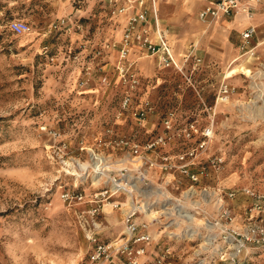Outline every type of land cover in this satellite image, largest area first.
<instances>
[{
  "label": "rangeland",
  "instance_id": "374dc122",
  "mask_svg": "<svg viewBox=\"0 0 264 264\" xmlns=\"http://www.w3.org/2000/svg\"><path fill=\"white\" fill-rule=\"evenodd\" d=\"M131 1L0 0V264H84L93 246L92 233L100 242L121 233L124 209L134 206L131 196H102L98 192L107 188V182L98 183L96 174L69 173L72 169L66 166L73 160L87 165L85 149L99 150L94 137L107 127L125 137L135 133L143 144L163 132L162 119L173 113L174 138L150 152L153 159L193 149L199 165L215 161L200 185L223 196L237 214L251 202L242 189L264 191V67L251 69L257 74L248 79L238 73L244 66L243 73L249 75V68L241 59L234 62L231 69L237 71L229 83L235 90L226 103L216 101V84L229 69L207 65L204 50L191 41L186 49L197 54L189 52L187 61L177 59L179 68H162L144 49L134 48L129 61L135 83L129 75L122 78L116 67L117 44L127 18L138 8ZM167 7L168 12L174 9ZM144 8L148 21L150 0L144 1ZM159 16L170 44L173 24L164 20L160 9ZM16 19L26 21L29 31L14 34L9 23ZM239 36L240 32L233 40L237 56ZM124 91L131 93L132 101L129 111L120 114ZM145 103L153 113L137 125L132 113ZM53 131L59 135L52 137ZM100 150L110 152L111 161L126 153ZM142 172L150 189L161 188L165 176H174V186L165 190L170 194L169 208L156 209L160 205L148 215L155 217L149 226L153 236L149 260L168 247L171 264L190 263L201 239L190 236L191 229L203 234L207 221L223 223L215 199L195 210L181 195L187 183L184 176L156 169ZM64 189L82 191L83 198L64 202L60 197ZM230 190L236 191L233 198L227 196ZM113 200L121 202L120 208H112ZM177 203L184 216H193L192 223L181 219ZM259 254L255 259L264 264V252Z\"/></svg>",
  "mask_w": 264,
  "mask_h": 264
},
{
  "label": "built area",
  "instance_id": "2783aa9c",
  "mask_svg": "<svg viewBox=\"0 0 264 264\" xmlns=\"http://www.w3.org/2000/svg\"><path fill=\"white\" fill-rule=\"evenodd\" d=\"M127 1L132 2L131 0ZM135 1L138 8L131 12L127 18L122 37L117 44L119 59L116 66L120 76L124 78L129 75L133 78V83H135V75L130 70L133 63L129 61V56L134 48L144 49L148 56H153L162 68H179L178 60L167 39L157 29L151 36L147 11L144 8L145 0ZM153 1L150 0V6L155 19L157 10L153 7ZM123 10L124 8L120 11ZM238 13L251 15L248 5L242 0H217L215 3L200 9L198 17L202 20L211 21ZM61 22H64V20L61 19ZM255 28L254 25H249L240 32L238 56L234 60L236 62L241 59L245 66L249 68L251 71L249 75L243 72L238 73L248 79H250L251 74H257L256 71L251 70L257 66L252 64L257 58V43L253 42ZM9 29L14 34H21L29 31L30 27L26 21L16 19L9 23ZM229 79L230 77H226L224 74L219 84L216 96V101L219 103L229 101L235 90V87L229 83ZM251 100L249 99L250 102H252ZM131 101V93L124 91L120 114L129 111ZM152 113L153 108L145 103L144 107L132 114L138 121L137 125H140L141 121ZM173 116V113H169L167 117H164L162 119L163 132L143 144L138 139L136 140L135 133L125 137L123 134L115 133L113 127H107L94 137L99 150L97 147L85 149L88 154L86 166H81L79 160L70 161L71 165H66L72 169L69 173L74 172L77 175L85 174L86 176L96 174L94 177L99 179L98 183L100 181L107 182V188L101 189L98 194L106 195L108 198L119 196L121 193H128L131 200L136 203V207H126L124 209V228L117 237L100 242L97 241L95 234L90 235L93 246L84 264H171L169 259L172 253L168 247L164 252L149 260L148 252L152 249L151 244L153 241L149 226L155 217H149L148 215L151 213V209L159 211L156 209L169 208L167 207L169 204L166 203L170 201V194L165 190L170 185L174 186L172 182L174 176L170 179L165 176L161 188L154 187V189H150L148 186L150 180L142 172L146 173L150 169H156L162 173H168V175H173L172 173L175 171L184 176L187 183L185 188L181 190V195L195 210L200 209L199 206L202 203H209L215 199L218 219L222 220L223 223L220 221L203 222L206 224L204 225L205 231L203 234L198 233L194 228L191 229L189 235L201 239L196 242L197 249L194 260L188 264H261L255 258L260 255L259 253L264 252V191L260 192L251 188L242 189L241 193L249 197L251 202L249 205L244 206L242 210L240 209V214H237L228 203L224 202L223 196L218 197L214 191L210 190L211 188L208 185H200V181L209 175V169L215 167V161H209L207 167L199 165L198 161H194L195 152L193 149L177 155H162L160 161H156L149 154L164 148L174 138ZM190 128L196 131L192 123ZM185 132L188 136L190 135L188 129H185ZM51 135L56 137L59 132L53 131ZM62 146L65 149L66 142H63ZM104 148L126 149V153L122 158L111 161L112 154L110 152L104 154L100 150ZM81 149L83 150V147ZM94 160L97 162H94ZM75 188L77 187L75 186ZM175 188L178 187L175 186ZM235 194L236 191L233 190L227 192L229 198H233ZM134 196L136 200H134ZM60 197L64 202H73L81 200L83 193L77 189H64ZM142 203H145L143 208ZM119 205H121V202L118 200L112 201V208H120ZM160 205L162 206L155 209ZM176 206L179 208H176L175 211H179L181 219L187 224L192 223L194 218L184 216L183 212H180L183 207L179 203ZM97 210H99V207L94 208L92 212ZM94 226L98 227L96 223H94Z\"/></svg>",
  "mask_w": 264,
  "mask_h": 264
},
{
  "label": "crops",
  "instance_id": "0c3cea01",
  "mask_svg": "<svg viewBox=\"0 0 264 264\" xmlns=\"http://www.w3.org/2000/svg\"><path fill=\"white\" fill-rule=\"evenodd\" d=\"M154 1L152 4L157 12L155 19L152 13L149 15L148 23L150 29L152 32L157 29L166 38L167 30L162 25V18L159 16L160 9V13L163 15L164 20L173 24L174 31L168 34V38L173 47L175 57L178 60L185 57L184 61H187L191 56L190 54H197L193 53L189 48L186 49L187 42L191 41L193 42V45L197 44L204 50L206 55L204 62L207 65H210L213 68L221 67L223 69L227 66L229 71H231V66L236 64L234 63V60L237 57L236 48L233 42L234 38L237 33L241 32L249 25H254L256 31L253 37V42L257 43V58L252 64H255V66L257 65L254 67L255 70L263 69L264 0H242L248 5L251 15L238 13L229 17H219L211 21H200L198 17H196L195 11L199 6L202 5V9L204 6L211 5L217 0H157L156 3ZM171 5L174 6V9L171 12L165 11L168 8L167 6ZM167 12L168 14L166 15ZM189 52L191 53L189 54ZM196 61L199 62L200 59L198 58ZM227 77L230 76L227 75ZM216 87L218 89L219 84H216Z\"/></svg>",
  "mask_w": 264,
  "mask_h": 264
},
{
  "label": "bare ground",
  "instance_id": "6f19581e",
  "mask_svg": "<svg viewBox=\"0 0 264 264\" xmlns=\"http://www.w3.org/2000/svg\"><path fill=\"white\" fill-rule=\"evenodd\" d=\"M157 1V0H156ZM156 1H154L155 3H156ZM156 8H157V5H156ZM152 36V35H151ZM177 59V58H176ZM240 71L241 72H245V73H247V71H245V67L244 66H242V67H240ZM236 73V69H232L229 73H228V76H232V75H234ZM225 76L227 77V74H225ZM97 160V159H96ZM94 162H97V161H95L94 160ZM67 163V162H66ZM69 163V162H68ZM83 167L84 166H86V165H82ZM133 202V201H132ZM133 204H134V206H132L131 208H134V207H136V203H134L133 202ZM131 205V204H130ZM144 205H145V203L143 204L142 203V208L144 207ZM140 208V207H139ZM154 214V213H153ZM187 217H189V218H193V216L192 215H189V214H187L186 215Z\"/></svg>",
  "mask_w": 264,
  "mask_h": 264
}]
</instances>
